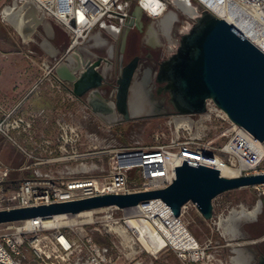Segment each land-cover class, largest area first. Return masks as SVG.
I'll use <instances>...</instances> for the list:
<instances>
[{"label":"built area","instance_id":"1","mask_svg":"<svg viewBox=\"0 0 264 264\" xmlns=\"http://www.w3.org/2000/svg\"><path fill=\"white\" fill-rule=\"evenodd\" d=\"M155 1L157 4L153 15L144 6L148 0H12L10 7L14 11L19 9L24 15V5L31 3L38 17L52 20L68 37V44L61 58L58 56V50L51 46L55 53H49L48 60L41 63L43 74L30 92L38 85L53 79L56 84L73 94L72 87L59 80L55 73L58 66L66 65L69 60L72 62L68 68L78 77L85 64L100 58L97 70L102 74L103 82L107 80V70L112 57L102 58L95 52L105 49L108 45L103 32L117 40L120 30L125 27L132 28L141 14L152 19L159 18L161 21L169 13L167 7L176 0ZM196 1L201 6L200 11L186 0L188 6L192 7L193 15L183 11L175 3L189 18L188 29L205 8L218 18H231L244 30V36L264 53V0H210L209 4L202 0ZM135 8L140 10L137 16H134ZM174 16L169 25L177 21L176 14ZM159 26L166 35L167 29H163L161 23ZM154 35L157 40L155 31ZM115 91L105 96L100 88L96 89L98 95L104 96L105 103L113 108L111 113H101L98 133L85 132L79 123L67 115L54 116V144L35 133V124L39 119L49 120L45 114L23 112L20 104L8 110L0 109V138L12 143L33 167L31 177L20 179L10 188L5 185L8 170L0 164V209L50 204L103 194H128L163 189L172 182L175 167L184 160L216 168L220 173L230 172V177L264 172L260 167L264 160V142L256 141L248 131L232 123L211 99L205 101V111L202 113L174 112L165 115L167 126L172 127L169 142L166 144L150 147L117 145L114 138L103 133L104 127L119 124L124 120L115 110ZM87 97L90 98L84 96L78 99L88 106ZM128 108L129 119L142 117L131 112L129 103ZM94 115L92 111H86L84 118L92 123ZM19 136L31 142L32 150H27L18 142ZM217 141L220 142L219 145L216 144ZM38 149L48 157L36 155ZM56 163L66 164L70 172L67 179L56 177L51 172H42L38 168L41 165ZM133 181L137 183L134 186ZM253 188L257 191L258 201L264 200V184ZM156 201L164 206L167 218H171L174 223L180 220V217L174 218L169 207L159 199L140 203L123 211L122 217L116 216L117 212L122 211L116 207L101 209L107 212L104 221L108 225L104 227L108 230L104 233L115 239L120 238L118 244L124 243L126 260L132 259L137 253V241L144 251L152 255L141 243L136 231L131 228L129 218L134 216L139 218L138 221L148 222L160 234L156 224V221L160 220L152 212V204ZM189 205L195 207L189 202L181 208V213ZM212 219L213 213L210 220ZM122 221L128 230L122 229ZM96 223L98 222L88 221L85 225L94 226ZM164 239V245H170L181 259H186V256L195 260L203 258L204 250L199 248L196 241V245L188 248L172 243L167 236H164ZM111 243L119 251L118 246L112 241ZM111 248L95 242L86 234L75 237L52 219H30L1 224L0 227V264H116L115 258H119L121 254L113 257ZM27 253L31 259L27 258Z\"/></svg>","mask_w":264,"mask_h":264},{"label":"water","instance_id":"2","mask_svg":"<svg viewBox=\"0 0 264 264\" xmlns=\"http://www.w3.org/2000/svg\"><path fill=\"white\" fill-rule=\"evenodd\" d=\"M24 7L23 17L28 25L24 33L31 37L44 18L36 15L31 3ZM139 14L140 10L135 8L134 16ZM120 52L123 54V47ZM136 60L121 68L117 80L115 110L124 120L129 119L128 99ZM100 62L99 58L85 64L78 77L65 64L58 66L55 73L59 80L72 83L75 97H90L87 104L93 112L111 113L113 108L96 92L104 80L97 70ZM166 80L171 87L170 102L175 113H202L205 101L211 99L232 123L244 128L256 141L264 142V53L224 19L203 9L191 29L181 37L176 53L167 61ZM261 184H264V172L226 177L216 168L184 160L175 167L174 179L163 189L0 209V225L30 219L48 220L59 215L74 217L108 207L126 211L155 199L168 206L174 218H179L181 208L190 202L204 220H210L212 201L218 195ZM259 264H264V256L259 258Z\"/></svg>","mask_w":264,"mask_h":264},{"label":"rangeland","instance_id":"3","mask_svg":"<svg viewBox=\"0 0 264 264\" xmlns=\"http://www.w3.org/2000/svg\"><path fill=\"white\" fill-rule=\"evenodd\" d=\"M11 2L12 0H0V109L3 110H8L18 104L33 85L38 82V79L41 78L43 74L41 63L46 59L48 60L47 57L50 55L45 49L44 43L48 41L51 43L55 42L57 37L68 42V37L61 27L50 19H42L31 37L22 38L3 16L4 9L10 7ZM189 2L197 11L201 10V6L196 0H189ZM166 10L177 16V22L174 23L173 31L171 32L172 36H169L172 41L177 38L178 34L187 31L189 18L186 17V14L175 3L170 4ZM143 18L144 28L142 33H138L135 29L129 30L137 46V52L135 53L143 55L144 51L147 50L145 45L146 32L151 26H154L157 41L162 45L161 49L168 47L166 35L163 34L164 32L161 31L159 26V18L152 19L147 15H143ZM47 28L50 29V32ZM123 31L122 29L120 30L117 40L112 39L111 35L109 36L103 32V37L108 45L113 46L111 61L114 63L119 57V43ZM53 36L54 39L52 41ZM107 48L95 51L97 56L107 57ZM158 50L156 49L153 52L157 53L159 52ZM133 55V53L126 54V60ZM46 84L38 85L33 93L27 94L26 99L33 101L36 98L35 93L39 92L41 88L43 90L47 86ZM140 96L142 99L141 110L134 111L136 113L134 115L142 117L123 120L119 124L104 127L103 133L110 135L108 137L114 138L117 145L127 147H150L168 143L172 127L169 128L167 126L166 116L159 115L161 111L151 110L152 106H150L148 98L143 92H141ZM131 97L134 99L137 96H132L131 94ZM216 144L219 145L220 142L217 141ZM8 156L10 159L16 160L20 156V151L12 143L3 142L0 145V164L2 166L8 161ZM105 162L106 160L104 159V166ZM260 167L264 170V160ZM134 184L137 183L133 181L132 185L134 186ZM258 200L257 191L253 187H246L224 192L214 198L212 201V220H204L192 205H189L181 213L180 223L197 242L199 248L204 250L203 258L199 260H195L189 256H186V259L179 258L177 253L168 244H165L159 253L151 255L142 249L139 241H137L136 245L137 253L132 259L126 260L124 253L127 251L124 249V243L118 244L120 238L116 237L115 239L113 236L104 233L105 230H108L107 227H104L108 225L104 221L107 215L105 210H98L89 218H75L77 225L73 227L70 226L67 220H60L56 223L75 237L86 234L95 242L112 247L111 254L113 257L121 254L119 258H115L116 264H257V255L264 252V207L262 200L261 202ZM258 202L260 203L261 210L254 221L239 218L234 221V227L237 231L234 236L223 233V230L218 225L220 220L226 219L233 209L239 210L244 207L246 210H250ZM123 215V211L116 213L118 217H122ZM138 219L133 216L129 218V221L136 223ZM83 221H97L98 223L94 226L85 225L82 223ZM122 225V229H127L123 221ZM111 241L118 246L119 251H117ZM236 250L240 251L242 258L239 257ZM253 254L254 257L252 258ZM26 255L28 259H31L28 253Z\"/></svg>","mask_w":264,"mask_h":264},{"label":"crops","instance_id":"4","mask_svg":"<svg viewBox=\"0 0 264 264\" xmlns=\"http://www.w3.org/2000/svg\"><path fill=\"white\" fill-rule=\"evenodd\" d=\"M53 39L54 36L52 37V41ZM50 44L53 48L58 50V56L61 58L64 55L68 42H65L60 38L58 39L57 37V39H55V42L52 43L50 42ZM112 47H113L112 45H107L106 51L108 52L109 48L113 50ZM110 56L111 55L108 53L107 57H102V58H109ZM70 64H71V60H69V62H66L67 67H70ZM45 83H47L46 84L47 86L43 90L41 88L39 92L35 93L36 98L33 101H28L26 99L27 94L34 92V91L30 92L31 90L30 89L29 92L26 95H24L21 101L18 102V104L21 105V110L23 112L31 111V112L45 114L48 117L51 116L47 121L39 119L36 122L35 133L37 135L43 136L46 140L51 142V144H54L56 130L52 122V118L58 114H64L72 118V120H74L75 122L79 123L82 126L85 132L98 133V131H100L99 121L102 119L100 116L101 115L100 112H93L92 108L89 105L87 106L85 103H83L82 100H79L73 94L68 92V90H66L63 86L56 84L53 79H49ZM98 97L105 102V98L103 95L99 94ZM128 103L129 105H131V98H129ZM86 111H92L95 114L92 117L93 118L92 123H90L89 119L84 118ZM48 126L50 127L47 128ZM17 140L21 145L25 146L27 150L28 149L32 150L33 145H31V142H29L27 138H24L23 136H19L17 137ZM3 142L6 141L0 138V145ZM36 155L42 158L48 157L47 154L43 153L42 150L39 149L36 151ZM27 166L30 167L27 169L26 168ZM4 167L7 168L8 170V174L5 178V185L10 188L14 187L20 179L31 177L33 175V171H32L33 167L31 166V162L21 153L16 160H12L9 158L8 161L5 162ZM38 168L42 172H51L53 173V175L61 179H67L68 176L70 175V172L67 170V166L65 163L48 164L44 166L41 165Z\"/></svg>","mask_w":264,"mask_h":264},{"label":"bare ground","instance_id":"5","mask_svg":"<svg viewBox=\"0 0 264 264\" xmlns=\"http://www.w3.org/2000/svg\"><path fill=\"white\" fill-rule=\"evenodd\" d=\"M209 4L210 0H202ZM175 3L181 8L183 11L193 15L192 7L188 6L186 3V0H176ZM157 2L155 0H148V3L145 6L147 11L150 14L155 15V12L153 11L155 5ZM3 16L8 20V22L14 27V29L21 35L22 38H28L29 35L25 34L24 31L28 25L26 24L24 17L21 13V11L13 10L11 7L6 8L3 11ZM175 18L174 14L172 12H169L166 14L160 21L161 27L163 29H169L170 23ZM229 24H231L233 27H235L239 32H241L243 35H245L244 30L235 23L231 18L225 19ZM47 30L50 32V29L47 28ZM45 49L49 53H55V50L51 47V45L48 42L44 43ZM108 53L111 55L112 50L111 48L108 49ZM72 62V61H71ZM141 92L140 90L133 91L132 96H137L133 99L131 98V110L133 114L134 111H140L142 104L141 99ZM135 103V104H134ZM134 105V106H133ZM136 105V106H135ZM151 110H155L153 107ZM221 175L230 177L232 176V173L221 171ZM153 214L157 215L159 221H156V224L158 225L159 232H156V228H152V225L145 221H138L136 223H130L131 228L134 229L137 233V236L141 243L144 245V247L151 251L152 255L159 253L158 251L164 246L165 239L164 236H167V238L172 242L175 243L178 246L181 247H193V245H196L195 240L191 237V235L188 233V231L184 228V226L180 223V220H178L176 223L171 218H167V215L164 210V206L159 203V201L154 202L153 204ZM261 208L260 203H256V205L250 209L246 210L244 207L243 209L231 211V213L227 216L226 219L220 220V223L218 224L219 227L223 230V233H228L230 236H234L236 234V229L234 227V221H236L239 218H246L248 220L254 221L255 218H257V215L259 214ZM98 211V210H97ZM97 211H88L78 214L77 216L71 217L67 215H59L52 218L53 222H57L60 220H67L70 223V226L77 225V222L75 218L80 217H91L95 212ZM155 220V219H154ZM83 224L88 223V221H83ZM123 231V230H122ZM239 254V257L242 258L241 253L239 250H236ZM235 260V259H234ZM236 262V260H235Z\"/></svg>","mask_w":264,"mask_h":264},{"label":"flooded vegetation","instance_id":"6","mask_svg":"<svg viewBox=\"0 0 264 264\" xmlns=\"http://www.w3.org/2000/svg\"><path fill=\"white\" fill-rule=\"evenodd\" d=\"M137 19L138 20L135 22L136 24L132 28H123L124 31L122 32L119 43V51L123 47V54L119 52V57L116 62H111V65L107 70V75L109 77L107 80L102 82L99 88L103 91L105 96L109 95V93L113 90H117V80L120 76L121 68L129 64L133 59L137 58L136 68L130 85L129 98L131 94H133V91L140 89V92H143L148 98L147 100L150 106H152L155 110L161 111L159 115L165 116L174 113V106L170 102L171 87L169 82L166 80V66L170 57L176 53L180 45L181 37L191 28L187 29V31L182 34H178L177 38L171 41L169 36H172L171 32L173 31V25L177 21L175 20L172 22L169 29L166 30L165 36L169 46L165 49H161L162 45H160L155 39L154 26L149 27L147 29L145 39L147 50L144 51L145 53L143 55H139L135 53L137 52V46L132 35L129 33L130 29H135L138 33L143 32V14H141ZM156 49H159V52H153ZM128 53H133L134 55L126 60L125 55ZM67 85L72 87V83H67ZM261 256H264V252L257 255V264H259V258ZM253 257L254 254L252 255V258Z\"/></svg>","mask_w":264,"mask_h":264}]
</instances>
